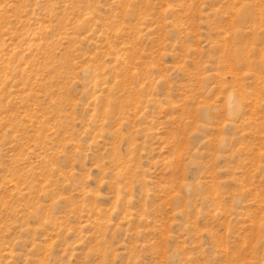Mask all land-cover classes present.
Segmentation results:
<instances>
[{
	"label": "rangeland",
	"instance_id": "obj_1",
	"mask_svg": "<svg viewBox=\"0 0 264 264\" xmlns=\"http://www.w3.org/2000/svg\"><path fill=\"white\" fill-rule=\"evenodd\" d=\"M0 264H264V0H0Z\"/></svg>",
	"mask_w": 264,
	"mask_h": 264
}]
</instances>
